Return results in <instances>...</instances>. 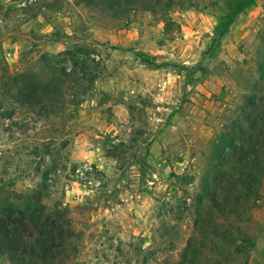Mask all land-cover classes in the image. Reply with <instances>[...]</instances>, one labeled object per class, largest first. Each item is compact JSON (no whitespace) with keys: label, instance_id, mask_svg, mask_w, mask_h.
Here are the masks:
<instances>
[{"label":"rangeland","instance_id":"obj_1","mask_svg":"<svg viewBox=\"0 0 264 264\" xmlns=\"http://www.w3.org/2000/svg\"><path fill=\"white\" fill-rule=\"evenodd\" d=\"M107 1L0 0V82L61 89L41 111L0 83V218L20 230L34 206L60 226L55 257L25 264H223L202 183L264 97V0ZM260 192L227 264H264Z\"/></svg>","mask_w":264,"mask_h":264},{"label":"trees","instance_id":"obj_2","mask_svg":"<svg viewBox=\"0 0 264 264\" xmlns=\"http://www.w3.org/2000/svg\"><path fill=\"white\" fill-rule=\"evenodd\" d=\"M104 3L108 1L104 0ZM144 60L148 64L155 65L154 62ZM56 81H36L32 76L21 73L8 74L1 78L0 83L5 99L8 98L27 107L39 106L40 110L44 111L48 105L45 101L47 96L61 90ZM259 102L262 104H258ZM249 104H252L254 109L245 108L241 111L246 122L245 126L241 123L238 127L231 128L233 134L229 140L221 148L218 146L215 149L213 156L215 162L209 172H205L207 175L204 176L202 183L206 193L200 204H205V213L210 219L208 222L210 225L213 224L212 230L222 231L224 240L222 242L226 245L227 253L225 258L223 257L225 262L223 264H227L229 256L240 251L248 241L247 238H243L246 242L237 238L233 230L242 233L241 222L250 218L248 212L261 196L264 179V97L252 99ZM38 200L39 198L37 199L39 205ZM40 215L37 207L34 206L30 207L28 214L19 210L18 216L13 219L22 224L20 230L6 227L7 221L0 218V237L4 241V246L11 253L25 254L24 257H15L20 264H25L27 256L31 257V261H45L46 258L55 257L59 240L63 236L61 228L53 226L52 221L49 222L51 217L42 218ZM222 218H224L223 224L216 225L215 221ZM229 218L234 220L228 222ZM23 221H28L29 225ZM24 231H29L32 237L29 243L23 239ZM190 261L191 259L186 257L184 262L186 264ZM208 261V264L212 263Z\"/></svg>","mask_w":264,"mask_h":264},{"label":"built area","instance_id":"obj_3","mask_svg":"<svg viewBox=\"0 0 264 264\" xmlns=\"http://www.w3.org/2000/svg\"><path fill=\"white\" fill-rule=\"evenodd\" d=\"M84 168H88V166L85 165ZM79 170H80V168L78 169V171H79Z\"/></svg>","mask_w":264,"mask_h":264}]
</instances>
